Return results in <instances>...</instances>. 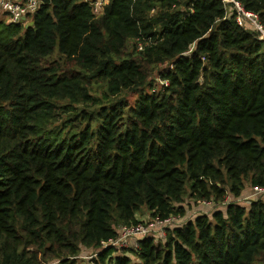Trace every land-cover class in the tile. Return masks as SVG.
<instances>
[{"label":"trees","instance_id":"1","mask_svg":"<svg viewBox=\"0 0 264 264\" xmlns=\"http://www.w3.org/2000/svg\"><path fill=\"white\" fill-rule=\"evenodd\" d=\"M236 1L264 27V0ZM236 17L222 0L0 13V264H264V195L239 202L264 188V39ZM187 198L209 211L187 220ZM144 208L184 223L103 247Z\"/></svg>","mask_w":264,"mask_h":264},{"label":"built area","instance_id":"2","mask_svg":"<svg viewBox=\"0 0 264 264\" xmlns=\"http://www.w3.org/2000/svg\"><path fill=\"white\" fill-rule=\"evenodd\" d=\"M92 5L93 12L96 15H100L103 11V7L108 3V0H86ZM225 4L231 5L232 8L236 11V21L239 25L245 23V21H252L255 24L256 30L260 33V38L264 39V27L260 24L257 15L246 12L241 4L236 0H222ZM41 4V0H28L26 2L18 0H0V13L8 17L9 23L16 24H26L22 22L23 18H26L25 21H29V17L36 13ZM139 50H143V46L140 45ZM255 197L264 195V188H253ZM230 202V199H227ZM201 205L209 206V203H202ZM177 222V218L172 217L164 221L155 220V226L139 224L135 227H123L119 230V236L117 239L110 240L103 244V247L108 248L112 247L114 249H124L128 247H135L138 244V241L149 236L155 235L153 228L156 226H161L163 228L161 233V238H165L166 227H172ZM176 225V224H175ZM156 236V235H155ZM93 255L91 258L96 257Z\"/></svg>","mask_w":264,"mask_h":264},{"label":"rangeland","instance_id":"3","mask_svg":"<svg viewBox=\"0 0 264 264\" xmlns=\"http://www.w3.org/2000/svg\"><path fill=\"white\" fill-rule=\"evenodd\" d=\"M18 1H21V0H18ZM1 18L2 19L6 18V20L9 22V19L6 15L1 14ZM30 22L31 21L29 19V21H25L24 23H26V26H27ZM243 26L247 27L248 29H253V30L256 29L255 24L252 21H245ZM58 60H59V55L53 56L52 61H58ZM157 83H158V85H157V88H158L160 85H159V82H157ZM158 90H159V88H158ZM89 92L94 98L99 99L98 101L100 103L106 102L103 99L104 98V96H103L104 91H103V88L101 85H98V84L94 85L93 89L89 90ZM126 95L127 94H124L123 96H126ZM128 96L129 95H127V97ZM134 99L135 98L132 97L131 101H133ZM98 108H99V105H96V106L92 107L91 110L95 111ZM77 109H80V108H77ZM186 201H187V203L190 202V200L188 198L186 199ZM190 203L191 204L186 206V210L188 213L187 218H186L187 220L190 218H194L199 213L207 212L210 209V206H205V205L200 206V205L195 204L194 202H190ZM138 218L141 222H143L145 224L147 223L148 225H151L152 227L155 226L154 219H152L150 217V213L147 211L146 208L142 209V211L138 214ZM183 223H184L183 219H177V222L175 224L176 225H182ZM162 230H163V228L161 226H156L155 228H153V232L155 233V235H156L155 237L157 239H161ZM82 251H84V252H82L81 255L78 257L76 264H93L92 260H90V259H92L91 253L87 252L85 249H83Z\"/></svg>","mask_w":264,"mask_h":264},{"label":"crops","instance_id":"4","mask_svg":"<svg viewBox=\"0 0 264 264\" xmlns=\"http://www.w3.org/2000/svg\"><path fill=\"white\" fill-rule=\"evenodd\" d=\"M254 197L255 195H254L252 187L247 186L243 192L242 199L239 200V202H244L246 204H249L254 199Z\"/></svg>","mask_w":264,"mask_h":264},{"label":"water","instance_id":"5","mask_svg":"<svg viewBox=\"0 0 264 264\" xmlns=\"http://www.w3.org/2000/svg\"><path fill=\"white\" fill-rule=\"evenodd\" d=\"M25 20H26V18H23L22 22H25ZM33 25H34V23L31 21L26 27L28 28V27H31Z\"/></svg>","mask_w":264,"mask_h":264}]
</instances>
